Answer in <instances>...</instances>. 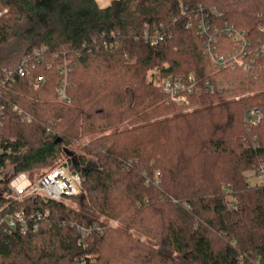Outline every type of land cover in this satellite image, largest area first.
Segmentation results:
<instances>
[{"label": "trees", "instance_id": "16d2710c", "mask_svg": "<svg viewBox=\"0 0 264 264\" xmlns=\"http://www.w3.org/2000/svg\"><path fill=\"white\" fill-rule=\"evenodd\" d=\"M213 6L223 13L213 23L251 40L249 70L212 66L195 16ZM1 12L0 221L23 210L28 230L0 224V264H264V182L246 175H264V0H0ZM158 24L172 37L154 47L142 33ZM218 37L219 52L233 49ZM11 40L24 50L5 68ZM178 74L214 93L192 96L191 109L170 103L159 81ZM252 108L263 110L255 127L244 121ZM81 141L80 166L96 164L68 198L78 208L5 197L20 172L71 164L67 150Z\"/></svg>", "mask_w": 264, "mask_h": 264}, {"label": "built area", "instance_id": "2783aa9c", "mask_svg": "<svg viewBox=\"0 0 264 264\" xmlns=\"http://www.w3.org/2000/svg\"><path fill=\"white\" fill-rule=\"evenodd\" d=\"M180 9L183 13L186 12L182 2L179 3ZM199 12L196 13L195 22L198 28V34L202 35L204 40L205 52L210 58L212 66H216L219 70H226L229 68L240 67L243 70H249L246 57L249 54V48L252 44L251 40L245 35L243 31L237 30L234 25L224 23L222 25L212 22L213 18H221L223 13L221 9L213 6L209 10L199 8ZM2 12L0 13V15ZM192 22H188V27L192 26ZM261 32L264 33V27L261 28ZM224 34L234 42L233 49L227 53L219 52V35ZM172 35L168 33L167 28L163 24L150 27L146 26L142 33V39H144L151 46L157 47L167 40L171 39ZM105 47H109L105 43ZM113 47V43L110 45ZM260 50L264 53V43L261 45ZM25 61L19 63L18 73L24 76L25 74ZM253 62V61H252ZM58 68L62 74L65 75L64 80L60 83L63 86L59 90V96L66 99V64H59ZM159 86L162 92L168 98L170 103H175L185 109H191V98L196 94H202L203 91L214 93V87L209 81H205L199 84L193 74L187 75H175L173 77L164 78L159 81ZM12 111L15 116L21 117L22 120H29V117L23 114L22 110L18 106L12 107ZM263 117V110L261 108H252L246 111L245 122L250 126H258ZM5 106L0 107V128L3 126L5 120ZM74 166L68 162H62L57 164L39 177L33 179L29 174L20 172L19 175L14 177L9 183L10 191L6 193L5 197L15 201H21L27 197L35 200L37 196L43 197L45 200L64 203L70 197L78 196L82 191L83 172L76 169H72ZM264 173V168L262 167ZM263 175V174H262ZM264 176V175H263ZM252 184V183H251ZM254 185V184H252ZM48 215V212L45 213ZM36 216L40 219L42 215L37 213ZM35 219V216H31ZM0 224L4 225V231L7 229H18L19 231L26 233L28 230V218L25 212H15L5 219H1ZM116 224V223H115ZM37 225L35 226V230ZM77 229H83L77 227ZM94 258L91 259V262ZM80 264H88L87 261H81Z\"/></svg>", "mask_w": 264, "mask_h": 264}, {"label": "rangeland", "instance_id": "374dc122", "mask_svg": "<svg viewBox=\"0 0 264 264\" xmlns=\"http://www.w3.org/2000/svg\"><path fill=\"white\" fill-rule=\"evenodd\" d=\"M113 0H97V2L99 3L100 6H108ZM24 50V45H22V43L16 41V40H11L10 42H8L7 44L3 45L2 51H1V64L3 66H5V68L8 67H15V65L18 63V59L20 57V55L22 54ZM84 142H78L77 144H75L74 146L69 147V149L67 150L68 156L70 158L71 164L73 166L79 165L80 166V155H84V152L81 150V146ZM63 158H59L57 160H55L53 163H51L50 165H48V167L43 168L40 172H38L39 174H41L42 172L44 173L45 171H47L49 168H51L54 165L60 164L62 163ZM96 164V159L94 157H88V164L86 165H82L80 166L81 171H85L87 167H91V166H95ZM72 168V169H76ZM12 173V167L8 166L6 169L5 174L7 176H10ZM35 174V178H36ZM247 178L249 179V181L254 184V185H258V184H262L264 182V176H260L257 175V173H255L254 171H248L246 173ZM34 178V179H35ZM65 202L74 207V208H78V204L76 201H71V200H65ZM113 226H117V223L115 224V222L111 223ZM134 235V238H138L140 240H142L143 242L149 244V245H154V242L148 240L146 237L139 235V234H135L134 232H131ZM157 247V246H156Z\"/></svg>", "mask_w": 264, "mask_h": 264}, {"label": "water", "instance_id": "95a60500", "mask_svg": "<svg viewBox=\"0 0 264 264\" xmlns=\"http://www.w3.org/2000/svg\"><path fill=\"white\" fill-rule=\"evenodd\" d=\"M59 142H61V140H57V141H56V144L59 143Z\"/></svg>", "mask_w": 264, "mask_h": 264}]
</instances>
